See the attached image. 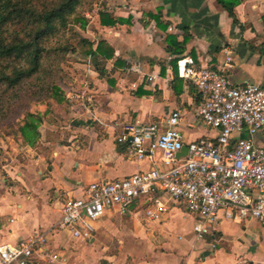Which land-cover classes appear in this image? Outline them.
I'll return each mask as SVG.
<instances>
[{
    "label": "crops",
    "instance_id": "crops-1",
    "mask_svg": "<svg viewBox=\"0 0 264 264\" xmlns=\"http://www.w3.org/2000/svg\"><path fill=\"white\" fill-rule=\"evenodd\" d=\"M94 6L96 12L85 14L91 21L81 36L93 49L105 42L113 58H99L96 68L93 60L79 54L83 60L74 67L83 77L76 96L66 94L70 111L64 116L65 127H60L66 140L52 134L55 124L46 123L39 126L34 147L19 138L4 139L2 149L16 152H6L0 164L5 173H0V246L52 228L64 200L81 197L90 183L124 178L158 163L159 155L153 161H135L128 145L116 143L126 124L160 121L177 111L184 145L215 136L194 116L195 92L177 76L166 36L182 42L187 33L182 56L210 67H221L225 52H230L229 77L235 86L264 83V0H241L234 9L238 24L216 0H103ZM100 12L122 22L103 27ZM158 12L161 26L150 17ZM255 141L264 146V133ZM39 146L48 152L44 155ZM159 198L167 212L156 221L146 217L154 206L141 198L125 215L106 213L89 241L48 232L47 246L60 258L53 264H123L128 258L129 264H264V232L255 220L237 222L221 215L213 237L195 240L193 218L184 207L163 195ZM174 212L189 218L191 228L181 232L172 221ZM114 241L117 248L111 247ZM30 264L50 263L34 259Z\"/></svg>",
    "mask_w": 264,
    "mask_h": 264
},
{
    "label": "built area",
    "instance_id": "built-area-1",
    "mask_svg": "<svg viewBox=\"0 0 264 264\" xmlns=\"http://www.w3.org/2000/svg\"><path fill=\"white\" fill-rule=\"evenodd\" d=\"M225 53L218 68L190 55L176 62L177 76L197 98L194 116L216 132L213 138L184 145L177 111L160 121L126 124L116 143L128 145L135 161H153L159 155V162L124 178L90 183L81 197L64 200L52 228L1 245L0 264H30L34 259L56 263L60 258L47 246L48 232L89 241L96 222L106 213L125 215L141 198L154 206L146 217L159 220L167 212L162 195L182 205L193 218L195 240L213 237L221 215L237 222L253 219L264 232V146L255 141L264 133V83L233 85L229 80L233 61L230 52ZM184 146L186 155L178 157Z\"/></svg>",
    "mask_w": 264,
    "mask_h": 264
},
{
    "label": "trees",
    "instance_id": "trees-1",
    "mask_svg": "<svg viewBox=\"0 0 264 264\" xmlns=\"http://www.w3.org/2000/svg\"><path fill=\"white\" fill-rule=\"evenodd\" d=\"M99 0H0V122H4L11 114L13 98L16 94L5 96L8 92L17 91L21 84L46 68L43 61L52 56L56 65L62 66L68 54H80L93 60L98 68V59L113 58V50L103 41L93 43L84 39L80 33H73V42L61 41L70 22L79 23L84 28L81 14L89 10ZM234 24H238L235 7L241 0H216ZM159 24L160 12L151 15ZM99 24L103 27H114L122 21L111 14L100 12ZM190 36L186 33L182 42L174 36H166L167 52L178 58L183 57L184 45ZM100 74L104 71L98 70ZM39 80V79H38ZM190 87V86H188ZM66 92L57 84H43L30 92L28 103L44 104V112H26L13 128L10 136L19 138L30 147L38 144L40 134L38 128L42 123L55 124V115L65 116L70 111V100ZM13 97V98H12Z\"/></svg>",
    "mask_w": 264,
    "mask_h": 264
},
{
    "label": "rangeland",
    "instance_id": "rangeland-1",
    "mask_svg": "<svg viewBox=\"0 0 264 264\" xmlns=\"http://www.w3.org/2000/svg\"><path fill=\"white\" fill-rule=\"evenodd\" d=\"M102 1L103 0H99L97 5ZM94 5H96V4H94ZM94 5L92 7H90L89 10H86L81 14V16L84 20V23H85L84 28H81L79 23L70 22V24L68 25L64 34H62V36H58V38L61 39V41H68L69 43H72L73 40L70 37L73 33H80V35H81V32L86 29V27L88 26V24L91 21V19H86L85 14L90 13V15H91L92 10H94V12H96V7ZM80 57L81 56L79 54H68V55H66L65 61H64L62 66L56 65V63H55L56 61H55V59H53L54 57L50 56V57L46 58L43 61V63L46 66V68L47 67L51 68V74H47L45 72V69H43V71L39 74V76H37V77L35 76V77H33L27 81H24L21 84L20 89H17V91H12L11 93L8 92L5 95V96L10 97V95L16 94L17 98H15V100H14V98L12 97L13 102H12V107L10 109L11 110L10 116L4 122H0V164L5 162L3 156H6V157L8 156V154H6V152H9L11 154L13 152H16V151L9 149V147L7 149H2V147L4 148L3 141L5 138H9V139L14 138V137L10 136L12 133V130L16 126V124H18L20 122V120L23 118L24 114L28 111L29 112H36V110H41L42 112H44V110H45L44 104H38L35 102L28 103L27 99L30 97L29 95H30V92L32 90L38 88L39 86H43V84H46V83H49V84L54 83V84L59 85L64 90V92H66V94L68 96H70L69 98H72L71 96H76V92H79L77 90V87L79 85L78 82H80V79L83 77V75H80L81 76L80 77L79 74L81 71L78 68H75L74 66L79 64L78 61H79V59H81ZM81 60H83V59H81ZM82 73L83 72H81V74ZM229 80H230V77H229ZM55 116L57 118L55 120V126H54L55 131H53L52 134L59 136V138H62L63 140H66L67 136L63 135L65 131H63V129H62L66 125L64 116L60 113L55 115ZM60 127H62V128H60ZM41 132L43 133L44 129L41 128ZM14 139H16V138H14ZM39 149L42 150L44 155H45L46 151L48 152V148L39 146ZM0 173H3V171H1V168H0ZM3 174L5 175V173H3ZM179 212H181V213L183 212L181 208H179ZM171 216H172L173 223L175 225H177L179 228H181V232H183V229L185 231V230H188L191 228L192 222L189 218L182 216L178 212L172 213ZM112 243H113L111 245L112 248H117V246H119L117 244V242H115V241ZM126 261H127V264H129L128 262H131V259L128 258L127 260H123V264Z\"/></svg>",
    "mask_w": 264,
    "mask_h": 264
},
{
    "label": "water",
    "instance_id": "water-1",
    "mask_svg": "<svg viewBox=\"0 0 264 264\" xmlns=\"http://www.w3.org/2000/svg\"><path fill=\"white\" fill-rule=\"evenodd\" d=\"M186 152H187V149H186V147L184 146V147L180 150V152L178 153V157H183V156H185V155H186Z\"/></svg>",
    "mask_w": 264,
    "mask_h": 264
}]
</instances>
